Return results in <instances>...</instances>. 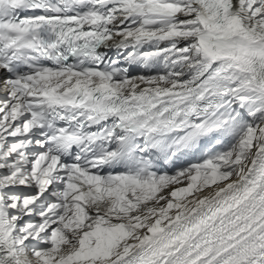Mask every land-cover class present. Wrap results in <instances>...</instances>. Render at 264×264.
I'll return each mask as SVG.
<instances>
[{
	"label": "snow or ice",
	"instance_id": "6c2138e0",
	"mask_svg": "<svg viewBox=\"0 0 264 264\" xmlns=\"http://www.w3.org/2000/svg\"><path fill=\"white\" fill-rule=\"evenodd\" d=\"M0 264H264V0H0Z\"/></svg>",
	"mask_w": 264,
	"mask_h": 264
},
{
	"label": "bare ground",
	"instance_id": "6f19581e",
	"mask_svg": "<svg viewBox=\"0 0 264 264\" xmlns=\"http://www.w3.org/2000/svg\"><path fill=\"white\" fill-rule=\"evenodd\" d=\"M206 192H207V190H205V194H206ZM187 199H189V200H190V199H191V197H188ZM163 203H164V202H163V201H161V205H162ZM170 214H174V212H172V213H170ZM140 231H141V233H143V231H144V230L142 229V230H140ZM130 242H132V241H130Z\"/></svg>",
	"mask_w": 264,
	"mask_h": 264
}]
</instances>
